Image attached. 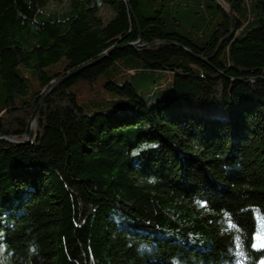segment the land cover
Listing matches in <instances>:
<instances>
[{"label": "trees", "instance_id": "trees-1", "mask_svg": "<svg viewBox=\"0 0 264 264\" xmlns=\"http://www.w3.org/2000/svg\"><path fill=\"white\" fill-rule=\"evenodd\" d=\"M165 1L144 10L140 0H0V230L13 264L264 257L253 246V212H264V0H206L201 34V20L169 19ZM104 54L44 98L29 143L3 138L23 140L50 81ZM123 57L170 71L172 92L148 106L131 83L109 81L135 109L85 113L67 86ZM139 144L148 147L133 156Z\"/></svg>", "mask_w": 264, "mask_h": 264}, {"label": "rangeland", "instance_id": "rangeland-1", "mask_svg": "<svg viewBox=\"0 0 264 264\" xmlns=\"http://www.w3.org/2000/svg\"><path fill=\"white\" fill-rule=\"evenodd\" d=\"M209 1V0H207ZM225 6L223 0H216ZM144 10L148 9L150 0H140ZM209 3H211L209 1ZM209 5V4H208ZM208 9V8H207ZM102 17L106 21L111 13L108 9L102 10ZM152 13V12H149ZM249 16H253V12L249 11ZM186 22L181 20V27H184ZM182 31V28H179ZM206 38H202L204 41ZM140 63V61L138 60ZM67 63L65 58H61L58 62L46 67L47 73L52 74L60 71ZM35 79H33V82ZM114 82L116 84H124L129 82L132 84L137 95L145 101L148 106L157 105L158 101L165 98L172 92L173 89V74L165 70H147L140 65H134L130 61H125L123 58H118L113 61L102 73H100L93 82H89L85 78H78L67 86V89L73 92L79 105L84 109V112L92 115L94 113H123L133 111L135 107L132 102L125 96L112 93L104 88L106 82ZM29 84V91L34 87L30 84L31 78L26 81ZM5 95L0 86V107L4 104ZM148 147L146 144L136 146L132 154L137 156L140 150ZM2 204V203H0ZM10 203H5L9 205ZM6 209L0 207V214L5 213ZM256 221V231L254 235V244L257 243L256 236L258 233H264V212L254 210L253 212ZM4 231L0 230V264H13L10 259V254L4 244ZM255 249H262L254 247ZM262 257L256 264H262Z\"/></svg>", "mask_w": 264, "mask_h": 264}, {"label": "crops", "instance_id": "crops-1", "mask_svg": "<svg viewBox=\"0 0 264 264\" xmlns=\"http://www.w3.org/2000/svg\"><path fill=\"white\" fill-rule=\"evenodd\" d=\"M159 2L160 0H157V3ZM165 4L167 6L166 15L171 20L179 19L181 15H184V18L191 21L192 23L196 22L197 20H201V23L199 22V24H195L197 25L196 27L199 31V34L206 31L208 22L212 20L211 11L206 9V0H166ZM104 8L108 9L111 13L109 19L114 15L113 10L109 6L102 5L99 9L98 14L103 21H105L102 17V10ZM109 19H107L106 21H108Z\"/></svg>", "mask_w": 264, "mask_h": 264}, {"label": "water", "instance_id": "water-1", "mask_svg": "<svg viewBox=\"0 0 264 264\" xmlns=\"http://www.w3.org/2000/svg\"><path fill=\"white\" fill-rule=\"evenodd\" d=\"M139 41L140 39H138L136 42H128V43H123L121 44L120 46H131V47H134V46H138L139 45ZM116 46L112 45L110 46L109 50L111 51L112 49H114ZM106 54L102 55L101 57H99L98 59L92 61V62H89V63H86L84 65H81L75 69H72L68 72H66L61 78H59L58 80H51L50 81V84L51 87L46 91L44 92V94L42 95L41 99L39 100V102L36 104L34 110H33V113L32 115L30 116L28 122H27V126H26V130H25V136H24V139L23 140H15L13 138H8V137H3L5 138L7 141L9 142H12V143H15V144H26V143H29L31 141V123L34 122V119H35V115L37 113V110L41 104V102L44 100V98L51 92L53 91L55 88H57L61 83H63L64 81H66L67 79H69L72 75L80 72L81 70L85 69L87 66H90L92 64H95L97 63L99 60H101Z\"/></svg>", "mask_w": 264, "mask_h": 264}, {"label": "snow or ice", "instance_id": "snow-or-ice-1", "mask_svg": "<svg viewBox=\"0 0 264 264\" xmlns=\"http://www.w3.org/2000/svg\"><path fill=\"white\" fill-rule=\"evenodd\" d=\"M229 227H234V226L230 224ZM255 239L257 243L254 244L253 246L264 249V233H258ZM239 247H240L239 238L237 237V248L239 249ZM237 254L241 256L243 255L242 252H238ZM262 264H264V262H262Z\"/></svg>", "mask_w": 264, "mask_h": 264}, {"label": "bare ground", "instance_id": "bare-ground-1", "mask_svg": "<svg viewBox=\"0 0 264 264\" xmlns=\"http://www.w3.org/2000/svg\"><path fill=\"white\" fill-rule=\"evenodd\" d=\"M34 126V122L31 123V128Z\"/></svg>", "mask_w": 264, "mask_h": 264}]
</instances>
